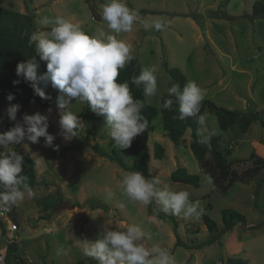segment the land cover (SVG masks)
Listing matches in <instances>:
<instances>
[{"label":"rangeland","instance_id":"obj_1","mask_svg":"<svg viewBox=\"0 0 264 264\" xmlns=\"http://www.w3.org/2000/svg\"><path fill=\"white\" fill-rule=\"evenodd\" d=\"M48 1L0 0V7L31 13L37 32L46 33L51 27L40 24L44 16L68 19L79 24L89 35L101 28L109 31L101 20L100 8L107 0H55L46 5ZM256 1L127 0L128 6L138 9L148 21L155 18L170 21L166 31H146L137 23L133 32L122 33L118 37L134 46V55L142 68L154 65L158 69L157 94L144 95L146 102L160 108L162 96L176 83L170 75V68L178 67L189 81H195L207 91L204 100L228 109L241 111L243 108L257 112L264 121V17L252 16ZM85 106L86 103L73 99L68 110L80 114ZM37 112L48 116V132L55 137L54 146L61 149L78 140L85 144V150L56 154L53 147L45 146L43 137L37 144L25 140L18 146L13 145L36 160L37 184L33 189L34 197H26L13 207L14 219L9 213L5 214L4 218H11L18 229L9 230L2 218L0 235L4 232V246L16 242L29 264H97L84 255L85 241L94 242L104 229L123 230L119 229L121 222L138 225L149 237L144 238L146 246L167 249L176 264H229L230 258H243L248 260V264H264V169L251 182L238 181L227 191L215 188L213 182H208V176L190 147L193 130L189 128L184 140L176 145L165 133L159 111L148 126L152 176L171 177L177 168L185 167L200 178L198 186L161 178L164 182L170 181L175 190H188L193 201L201 202L199 220L185 221L174 216L179 223L180 238L189 247L176 245L172 223L156 215L165 214L158 211V205L154 203L153 211L156 213L152 214L148 205L131 203L122 195L123 176L132 171L92 150L94 143H98L107 154L119 149L124 162L133 164V154L114 146L115 141L108 135L103 117L90 121V113H87V119H81L83 124L77 135L66 142L59 135L60 117L56 105L42 107L30 103L20 107L11 127L17 122L24 126V115ZM205 113L209 130L215 131L212 137L220 138L219 146L230 152V159H247L253 150L264 156V126L259 121H254L244 134L231 129L222 130L216 114L209 109ZM3 132L0 128V133ZM141 138L142 134L133 142ZM156 143L165 149L162 157L154 156ZM251 166V160L236 161L233 165L238 172ZM108 190H111V196ZM49 195L53 209L46 210L40 200ZM61 199L76 207L55 211ZM121 203L124 207L120 206ZM225 209L238 211L245 216L247 223L238 222L218 240L195 248L212 236L203 215H209L220 232L224 227ZM149 217H152L151 221ZM33 218L38 221L35 226L31 224ZM254 225L257 227H250ZM8 261L15 263L12 257Z\"/></svg>","mask_w":264,"mask_h":264},{"label":"clouds","instance_id":"obj_2","mask_svg":"<svg viewBox=\"0 0 264 264\" xmlns=\"http://www.w3.org/2000/svg\"><path fill=\"white\" fill-rule=\"evenodd\" d=\"M101 20L109 31L103 28L89 35L82 27L63 17L44 16L40 20L42 26H51L45 33L34 31L28 46L35 45V55L17 64L16 75L24 81L31 82L36 95L42 99L52 100L46 93L51 86L59 90L61 95L55 103L59 113V135L70 142L77 135L83 124L80 117L68 110L75 99L86 103L91 111L102 116L109 132L115 141L114 146L120 149L131 147L133 140L149 126L148 119L143 115L144 102L135 99L128 81L119 82L121 70L125 69L134 59V46L118 38L122 33H131L137 23L147 31H166L170 21L155 18L144 19L138 9L130 8L127 0H107L100 6ZM93 19H95L93 17ZM46 62V71L39 72L40 63ZM157 67L147 66L141 69L138 76L131 78V83L144 86L145 96H155L158 90ZM14 80L13 84H19ZM169 99L163 108L171 110L173 104L178 105V119L194 118L198 125V141L210 146L214 130L207 126V114H201L202 102L207 91L195 81H189L183 89L178 83L168 88ZM171 97H175L173 100ZM13 94L7 96L8 101L14 99ZM19 104H11L7 109L10 121H16ZM49 113L51 108H49ZM24 126L15 123L9 130L0 133V216L12 211L13 207L22 203L26 197L32 198L35 193L27 182L28 177L22 175L24 157L11 146L20 145L25 140L37 144L44 138L46 147L53 145L55 137L48 132L49 118L39 112L24 115ZM26 145V144H25ZM212 183V178L208 177ZM122 195L131 203L145 206L155 203L158 211L170 214L185 221L199 220L201 202L193 201L188 190H175L171 182H164L158 176L145 177L140 171L128 172L121 181ZM111 196V190H108ZM121 207L124 204L121 203ZM152 217H149L151 221ZM119 229H104L94 241H85L84 255L97 264H176L174 256L159 246L147 247L144 243L146 234L136 224L121 222ZM149 238V237H146ZM5 257L0 255V264Z\"/></svg>","mask_w":264,"mask_h":264},{"label":"trees","instance_id":"obj_3","mask_svg":"<svg viewBox=\"0 0 264 264\" xmlns=\"http://www.w3.org/2000/svg\"><path fill=\"white\" fill-rule=\"evenodd\" d=\"M252 16L264 17V0H257L254 3ZM34 22V16L31 13L13 11L0 7V108H2L0 110V128L3 131H7L11 128V121L8 119L6 112V109L11 104H19L21 107H25L30 103H35L42 107H50L56 105V97L61 95L59 90L49 86L46 89V93L52 96V100L42 99L35 94L33 88L31 87V82H26L22 77H18L16 75L17 64L31 59L35 55V45L32 47L28 46V40L31 34L36 31ZM37 61L40 63L39 72H45L46 62L39 61L38 56ZM141 69L142 66L135 56V59L128 64L125 69L121 70L118 78L119 82L128 81L133 97L144 102L145 106L142 112L148 119L149 124L158 115L159 111L162 113L164 130L176 145L181 143L186 131L189 128L193 130L190 147L197 158L202 171L208 177L212 178L215 188L221 191H227L236 182H251L257 175L260 174V170L264 169V156L259 155L256 150H253L247 159H230V152L219 146V137H212L210 146L199 143L198 141L200 140V136L196 132L198 125L196 124L194 118H188L185 120L178 119L177 117L179 112L178 105L176 103L173 104L171 110L163 108L162 105L164 101L170 98L168 93L162 96L159 109L148 104L144 97L143 86L140 85L137 87L131 83V78L133 76H138ZM170 75L172 79L181 86V89H183V87L189 82L186 75L178 67H171ZM14 80H20V83L14 85ZM9 94H13L15 97L12 101L7 100V96ZM171 98L175 100V97ZM206 109H209L211 112L216 114L219 126L222 130L231 129L239 133H246L254 121H259L262 126H264L263 119H261L259 114L254 111L228 109L218 106L211 100H204L202 102L201 114H204ZM87 113H90V117L88 118L90 121H94L95 119L102 117L93 113L87 104L84 111L77 115L80 119H82L83 117L86 118L85 115ZM76 141V144L72 142L61 149L55 150V153L64 155L70 150H85V144L79 142L78 140ZM148 142L149 135L148 128H146V130L142 133V138L140 140L132 142L131 147L123 149L124 151L134 155L132 165H127L124 162L119 149H114L112 153L107 154L98 143H94L92 145V150L101 156H107L110 160L117 163L122 168L129 169L131 171H140L146 177H152V173L150 172L151 154ZM17 146H13L12 150L17 151L24 157V170L22 175L28 177L27 182L34 189L37 184V162L29 154L18 150ZM164 153L165 149L163 146L156 143L154 152L155 158L162 157ZM249 160L253 161V166L243 172H238L233 167L236 161L245 162ZM171 177L174 181L188 183L194 186H198L200 183L199 176L189 173L185 167L177 168L174 172H172ZM49 197L50 195L40 200V202L44 204L46 210L53 209V205L49 201ZM153 205L154 203L148 205L149 211L152 214H155L156 212L153 211ZM9 214L12 219H14L13 209L9 212ZM156 215L163 220H169L172 223L177 237L176 245L189 247V245L180 238L178 230L179 223L173 215L157 213ZM203 220L209 231L212 233V236L208 241L195 246V248H202V246L211 244L212 242L218 240L226 231L232 229L238 222H242L244 224L247 223L245 216L234 209H225L223 211L224 227L220 232L217 230V223L209 215L204 214ZM250 227L253 228L257 226L254 225ZM20 251L21 250L16 242L7 244L5 264H13L8 261L9 257H12L15 261L14 264H29V262L23 258Z\"/></svg>","mask_w":264,"mask_h":264},{"label":"water","instance_id":"obj_4","mask_svg":"<svg viewBox=\"0 0 264 264\" xmlns=\"http://www.w3.org/2000/svg\"><path fill=\"white\" fill-rule=\"evenodd\" d=\"M55 0H50L46 3V5H51ZM35 25V22H34ZM74 143L76 144L77 141L75 140ZM163 179H172V177H161ZM76 207V205L70 203V201L68 200H64L61 199L60 203L56 206L55 211H61V210H65V209H74ZM2 222V220L0 219V223ZM38 221L33 218L31 219V224L32 225H37ZM4 244V235L1 234L0 235V246H2ZM248 264V260L243 259V258H230L229 259V264Z\"/></svg>","mask_w":264,"mask_h":264},{"label":"built area","instance_id":"obj_5","mask_svg":"<svg viewBox=\"0 0 264 264\" xmlns=\"http://www.w3.org/2000/svg\"><path fill=\"white\" fill-rule=\"evenodd\" d=\"M4 217L5 215L0 216L1 219ZM3 220L8 224L9 230L15 231L18 229V225L16 223H12L11 218H4ZM46 232H50V230L46 229ZM6 252H7V245L0 246V255H3L5 257L4 264L6 263ZM217 264H222V263H217Z\"/></svg>","mask_w":264,"mask_h":264},{"label":"crops","instance_id":"obj_6","mask_svg":"<svg viewBox=\"0 0 264 264\" xmlns=\"http://www.w3.org/2000/svg\"><path fill=\"white\" fill-rule=\"evenodd\" d=\"M243 107H245V102H243ZM241 111H246V110H244L243 108H242V110ZM11 126H12V122H11ZM165 133H166V131H165ZM245 134V133H244ZM183 140H184V138H183ZM71 151V150H70ZM67 153V152H66ZM65 153V154H66Z\"/></svg>","mask_w":264,"mask_h":264},{"label":"flooded vegetation","instance_id":"obj_7","mask_svg":"<svg viewBox=\"0 0 264 264\" xmlns=\"http://www.w3.org/2000/svg\"><path fill=\"white\" fill-rule=\"evenodd\" d=\"M1 219V218H0ZM3 234V233H2ZM4 235V234H3Z\"/></svg>","mask_w":264,"mask_h":264}]
</instances>
